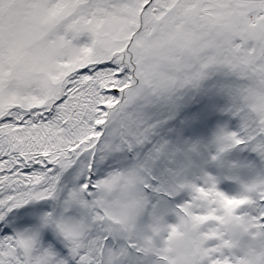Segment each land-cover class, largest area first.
Returning <instances> with one entry per match:
<instances>
[{
	"label": "snow or ice",
	"instance_id": "obj_1",
	"mask_svg": "<svg viewBox=\"0 0 264 264\" xmlns=\"http://www.w3.org/2000/svg\"><path fill=\"white\" fill-rule=\"evenodd\" d=\"M0 264H264V0H0Z\"/></svg>",
	"mask_w": 264,
	"mask_h": 264
},
{
	"label": "rangeland",
	"instance_id": "obj_2",
	"mask_svg": "<svg viewBox=\"0 0 264 264\" xmlns=\"http://www.w3.org/2000/svg\"><path fill=\"white\" fill-rule=\"evenodd\" d=\"M239 204H240V202H238V201H228V202H227V206H228L229 208H235V207H238Z\"/></svg>",
	"mask_w": 264,
	"mask_h": 264
}]
</instances>
